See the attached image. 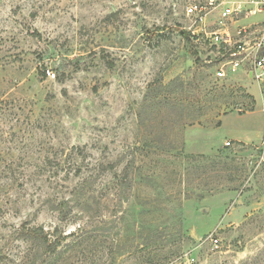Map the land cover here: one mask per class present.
<instances>
[{
  "label": "rangeland",
  "instance_id": "374dc122",
  "mask_svg": "<svg viewBox=\"0 0 264 264\" xmlns=\"http://www.w3.org/2000/svg\"><path fill=\"white\" fill-rule=\"evenodd\" d=\"M194 1L0 0V264L23 222L53 264H264V90Z\"/></svg>",
  "mask_w": 264,
  "mask_h": 264
},
{
  "label": "built area",
  "instance_id": "2783aa9c",
  "mask_svg": "<svg viewBox=\"0 0 264 264\" xmlns=\"http://www.w3.org/2000/svg\"><path fill=\"white\" fill-rule=\"evenodd\" d=\"M215 14V22L209 24L208 18ZM264 14V0H197L185 8V17L188 20V32L197 41H209L217 51H225L224 65L232 73L245 70L247 77L264 90V20L239 25L238 22ZM211 25L214 30L207 31ZM232 25H235L232 33ZM217 78L225 77V72L219 68L215 72ZM260 91V92H261ZM230 147V142H225ZM206 240L213 246H218V239L210 234Z\"/></svg>",
  "mask_w": 264,
  "mask_h": 264
},
{
  "label": "trees",
  "instance_id": "16d2710c",
  "mask_svg": "<svg viewBox=\"0 0 264 264\" xmlns=\"http://www.w3.org/2000/svg\"><path fill=\"white\" fill-rule=\"evenodd\" d=\"M183 37L188 39L186 34ZM54 76V74H53ZM220 124L218 123V126ZM17 240L26 244L25 250L22 252L23 264H53L54 257L61 246L62 234L58 231L52 233L44 231L40 227H29V224L23 222L10 234V237H15ZM71 233L64 237H70ZM41 255V258H37ZM45 257V258H44ZM40 261V263H39Z\"/></svg>",
  "mask_w": 264,
  "mask_h": 264
},
{
  "label": "crops",
  "instance_id": "0c3cea01",
  "mask_svg": "<svg viewBox=\"0 0 264 264\" xmlns=\"http://www.w3.org/2000/svg\"><path fill=\"white\" fill-rule=\"evenodd\" d=\"M253 111V110H252ZM252 111H250V112H246L245 114H243V115H247V114H250ZM229 115V114H228ZM227 117V115H225V116H223L222 118H220V120H219V126L221 127L222 125H223V121H224V119ZM227 142V141H226ZM238 142V141H237ZM240 142V141H239Z\"/></svg>",
  "mask_w": 264,
  "mask_h": 264
}]
</instances>
